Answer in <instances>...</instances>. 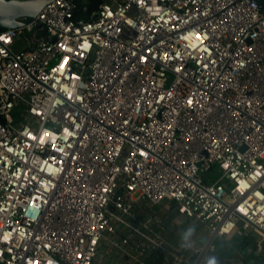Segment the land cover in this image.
Segmentation results:
<instances>
[{
  "label": "built area",
  "instance_id": "2783aa9c",
  "mask_svg": "<svg viewBox=\"0 0 264 264\" xmlns=\"http://www.w3.org/2000/svg\"><path fill=\"white\" fill-rule=\"evenodd\" d=\"M211 257L264 264L257 3L53 0L0 28V264Z\"/></svg>",
  "mask_w": 264,
  "mask_h": 264
},
{
  "label": "water",
  "instance_id": "95a60500",
  "mask_svg": "<svg viewBox=\"0 0 264 264\" xmlns=\"http://www.w3.org/2000/svg\"><path fill=\"white\" fill-rule=\"evenodd\" d=\"M53 0H0V28L9 29L21 26L28 21L34 19L36 14L47 3ZM264 17V0H254ZM24 18V19H20ZM176 218V214L173 212V205L169 208V213L162 221V224L172 231L175 225L170 222ZM242 240V239H241ZM223 245L218 246V251L225 257H229L233 254V250L225 251Z\"/></svg>",
  "mask_w": 264,
  "mask_h": 264
},
{
  "label": "rangeland",
  "instance_id": "374dc122",
  "mask_svg": "<svg viewBox=\"0 0 264 264\" xmlns=\"http://www.w3.org/2000/svg\"><path fill=\"white\" fill-rule=\"evenodd\" d=\"M214 179H215V175H210L209 177H207V180H209V181H212ZM158 208H159V206H153V207H151V209L149 211H155L158 213ZM179 222H180V224L174 230L175 233L179 232L182 234L184 231H186L188 228H190L192 226V224L189 222V220L183 216H179ZM194 232H195V230H194ZM181 234L179 235L180 237H181Z\"/></svg>",
  "mask_w": 264,
  "mask_h": 264
},
{
  "label": "clouds",
  "instance_id": "9594fccd",
  "mask_svg": "<svg viewBox=\"0 0 264 264\" xmlns=\"http://www.w3.org/2000/svg\"><path fill=\"white\" fill-rule=\"evenodd\" d=\"M193 232H194V229L193 228H188L186 231H184L181 234L180 247H185L186 246L184 242L188 240V238L192 235ZM209 264H216L215 257L209 258Z\"/></svg>",
  "mask_w": 264,
  "mask_h": 264
},
{
  "label": "bare ground",
  "instance_id": "6f19581e",
  "mask_svg": "<svg viewBox=\"0 0 264 264\" xmlns=\"http://www.w3.org/2000/svg\"><path fill=\"white\" fill-rule=\"evenodd\" d=\"M260 255H262V253Z\"/></svg>",
  "mask_w": 264,
  "mask_h": 264
}]
</instances>
